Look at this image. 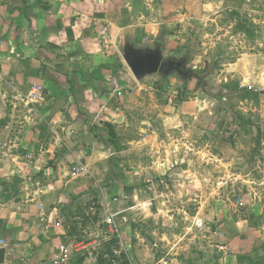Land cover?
I'll use <instances>...</instances> for the list:
<instances>
[{"label": "crops", "instance_id": "crops-1", "mask_svg": "<svg viewBox=\"0 0 264 264\" xmlns=\"http://www.w3.org/2000/svg\"><path fill=\"white\" fill-rule=\"evenodd\" d=\"M220 5L210 0H0V96L9 108L0 132V264H69L88 249L89 243L73 241L79 232L71 225L82 228L88 215L73 211L75 199L96 192L99 209L108 212L116 204L129 175L137 173L132 168L139 166L144 139H152L141 132L124 134L133 124L142 131L144 122L136 119L142 109L150 107L160 125L153 124V175L184 160L186 175L200 172L191 162L207 163L206 147H191L194 141L186 139L184 154H178L179 143L173 145L168 134L181 126L183 137H191V116L207 104H181L187 114L182 118L179 111L171 113L175 104L147 106L142 95L153 96V87L142 83L145 78L134 84L124 73L119 46L126 34L144 43L173 22L180 33L185 23L204 21L208 13L203 11ZM115 63L121 65L117 74ZM33 85L42 86L43 97L28 104ZM127 87L136 90L127 95ZM19 100L25 104L16 110ZM211 155L215 159L218 153ZM109 191L115 194L108 197Z\"/></svg>", "mask_w": 264, "mask_h": 264}, {"label": "rangeland", "instance_id": "rangeland-1", "mask_svg": "<svg viewBox=\"0 0 264 264\" xmlns=\"http://www.w3.org/2000/svg\"><path fill=\"white\" fill-rule=\"evenodd\" d=\"M217 1L220 7L203 11L208 13L204 21L185 23L180 33L179 23L173 22L144 43L126 34L119 46L120 55L125 40L136 46L158 43L164 56H187L186 66L204 76V92L197 79L184 81L175 73L164 79L147 75L138 81L122 59L124 73L134 84L142 81L153 87V96L142 95L147 106L175 104L171 113L179 111L182 118L187 114L181 113V104H207L191 116V137H183L181 126L171 128L168 137L173 145L179 143L178 154L186 150L182 141L190 139L191 147H206L210 159L205 158L204 164L191 162L193 167L200 165L199 173L186 175L184 160L153 175V124L160 125L150 107L142 109L136 117L144 122L142 131L133 124L124 133L130 137L141 132L142 138H152L141 145L139 166L132 168L137 173L129 175L108 212L99 209L96 192L75 199L73 211L88 215L79 220L86 234L71 225L79 232L73 241L89 247L69 264H82L85 257L86 264H264V0L210 3ZM114 67L117 74L121 65ZM111 86L116 87L113 82ZM126 90L131 95L136 89ZM19 102L16 110L24 107ZM8 109L0 96V132L5 130ZM15 113L16 118L21 111ZM211 153L219 157L214 159ZM109 214H114L112 231L104 222Z\"/></svg>", "mask_w": 264, "mask_h": 264}, {"label": "water", "instance_id": "water-1", "mask_svg": "<svg viewBox=\"0 0 264 264\" xmlns=\"http://www.w3.org/2000/svg\"><path fill=\"white\" fill-rule=\"evenodd\" d=\"M120 55L138 81L147 75L159 74L164 79L175 73L184 81L197 79L201 83V91L204 92L206 86L204 76L186 66L188 57H166L158 43L153 46H136L130 40H125ZM200 97H203V94H200Z\"/></svg>", "mask_w": 264, "mask_h": 264}, {"label": "built area", "instance_id": "built-area-1", "mask_svg": "<svg viewBox=\"0 0 264 264\" xmlns=\"http://www.w3.org/2000/svg\"><path fill=\"white\" fill-rule=\"evenodd\" d=\"M42 97H43V94H42V86L41 85H33L28 93L26 94V99L28 102L30 103H35V102H38V101H41L42 100ZM26 160H27V163L31 166L34 165V159L32 158L31 155H27L26 156ZM104 222L110 226V231L113 230L114 228V225L113 224V216L112 214H109L105 219H104ZM112 225V226H111ZM128 264H133L131 262H129Z\"/></svg>", "mask_w": 264, "mask_h": 264}, {"label": "trees", "instance_id": "trees-1", "mask_svg": "<svg viewBox=\"0 0 264 264\" xmlns=\"http://www.w3.org/2000/svg\"><path fill=\"white\" fill-rule=\"evenodd\" d=\"M110 134H112V129H110Z\"/></svg>", "mask_w": 264, "mask_h": 264}]
</instances>
